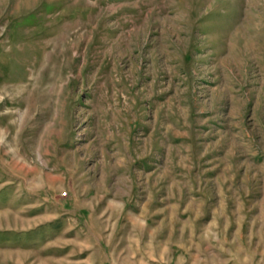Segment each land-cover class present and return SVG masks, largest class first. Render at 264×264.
Returning a JSON list of instances; mask_svg holds the SVG:
<instances>
[{
  "label": "rangeland",
  "instance_id": "374dc122",
  "mask_svg": "<svg viewBox=\"0 0 264 264\" xmlns=\"http://www.w3.org/2000/svg\"><path fill=\"white\" fill-rule=\"evenodd\" d=\"M0 264H264V0H0Z\"/></svg>",
  "mask_w": 264,
  "mask_h": 264
}]
</instances>
